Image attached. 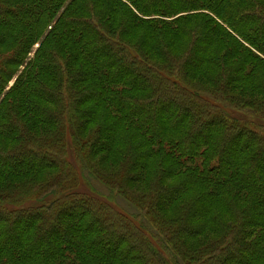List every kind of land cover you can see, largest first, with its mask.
<instances>
[{"label":"trees","instance_id":"1","mask_svg":"<svg viewBox=\"0 0 264 264\" xmlns=\"http://www.w3.org/2000/svg\"><path fill=\"white\" fill-rule=\"evenodd\" d=\"M0 264H264V0H0Z\"/></svg>","mask_w":264,"mask_h":264},{"label":"rangeland","instance_id":"2","mask_svg":"<svg viewBox=\"0 0 264 264\" xmlns=\"http://www.w3.org/2000/svg\"><path fill=\"white\" fill-rule=\"evenodd\" d=\"M36 47V46H35ZM82 183V181H81ZM91 187L93 188H96L97 191L101 192V193H106L104 192V189H102L101 187H99L98 185H96V183L92 180L91 181V184H90ZM79 191H84V192H90L89 190V187L85 185V183H82L81 186H79ZM116 205H117V209H122L125 213H128V214H132L134 213V210L132 207H129L125 202L121 201V200H116L115 201Z\"/></svg>","mask_w":264,"mask_h":264}]
</instances>
